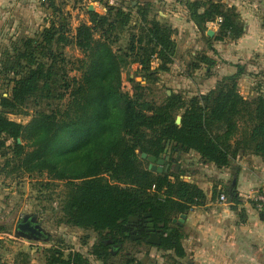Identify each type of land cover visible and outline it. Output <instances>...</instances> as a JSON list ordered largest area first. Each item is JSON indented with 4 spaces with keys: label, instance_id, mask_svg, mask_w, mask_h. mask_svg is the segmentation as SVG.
Returning <instances> with one entry per match:
<instances>
[{
    "label": "trees",
    "instance_id": "16d2710c",
    "mask_svg": "<svg viewBox=\"0 0 264 264\" xmlns=\"http://www.w3.org/2000/svg\"><path fill=\"white\" fill-rule=\"evenodd\" d=\"M47 7L52 10L47 26L23 40L15 57L19 78L0 98L1 155L10 153L20 176L42 178L35 183L44 189L64 183L57 225L96 233L98 240L88 254L102 264H112L124 243L145 241L143 232L133 233L138 224L130 223V217L154 224L160 242L149 246L184 257L177 218L203 205L205 195L180 178L181 170L171 175L148 170L141 155L158 160L168 156L167 151L194 152L202 164L218 169L229 167L241 152L264 161V97L246 99L240 94L237 79L244 68L237 65L235 74L191 98L187 106L172 92L157 104L148 99L149 87L132 79V92H124L121 74L129 66L138 65L137 72L149 80L172 63L171 28L147 21L146 6L104 5V14L88 10L87 22L72 33L67 14L53 0ZM186 8L202 33L207 23L220 19L218 36L204 38L208 44L236 40L244 33L234 7L187 1ZM134 15L137 26L130 24ZM124 37V48H114ZM70 46L80 58H66L64 50ZM200 60L214 63L206 56ZM71 71L78 76L70 77ZM65 99L62 111L36 112L26 125L8 118L26 115L29 102ZM133 235L140 240L133 241ZM43 253L44 264H90L81 253L64 254L60 246L51 245ZM134 256H126L124 264H138Z\"/></svg>",
    "mask_w": 264,
    "mask_h": 264
},
{
    "label": "rangeland",
    "instance_id": "374dc122",
    "mask_svg": "<svg viewBox=\"0 0 264 264\" xmlns=\"http://www.w3.org/2000/svg\"><path fill=\"white\" fill-rule=\"evenodd\" d=\"M93 1L53 0L57 7L67 14V22L72 33L79 24L87 22V4ZM98 1L103 6L109 5L124 9L131 7V0H122V3L119 0H113L114 3H110L109 0ZM136 1L140 3V8L147 7V21L149 18L156 20L158 17V21L162 25L171 28L173 31L171 39L175 43V49L172 63L167 64L166 69L157 72L152 79L147 80L144 74L137 72L138 68L133 65L123 70L121 74L122 91L132 92V84L129 81L132 79L135 82H140L142 86H148L150 93L148 99L157 104L163 102L165 95L169 96L172 92L181 98L183 106H187L191 98L208 93L222 78L235 74L237 65L244 68L243 75L237 79L240 94L246 99H253L257 96L264 97V65L261 64L264 63V60L259 61V56L255 53H244L245 51L238 49L235 51L234 47L238 39L224 38L221 41L212 40L210 44L206 43L204 38L207 37L208 31L213 33L212 38L218 36L220 21L207 23L204 27L205 33H202L190 20L186 8L187 1H197L201 4H207L209 1L219 2L227 7H234L243 22L242 17L250 14L251 9L254 8L251 0ZM47 4L48 0H0V98L7 96L14 80L19 78L20 69L16 67L15 57L22 48L23 40L34 38L47 26L48 19L52 15V10L47 7ZM137 23H139V18L134 15L130 24L137 26ZM125 45L126 38L124 37L114 48H124ZM64 54L71 61L81 57L73 46L67 47ZM204 56L213 60L212 66L200 60ZM227 63L233 64V66H227ZM15 71L17 75H15ZM69 76L77 77L78 74L71 71ZM65 105L66 99L61 102L54 101L51 104L41 102L34 105L29 102L24 110L26 115H8V118L26 125L36 112L62 111ZM1 152L2 150H0V227H4V229L0 231V245L6 254L5 259H7L6 256L16 252L17 249L21 250V248L29 250L32 248L35 254L43 256V251L54 245L60 246L64 254L69 251L79 252L88 260H92L88 253L91 244L98 240V235L88 230L62 224L57 225L60 218L58 202L64 192V183L59 182L55 186L44 189L35 183L36 180H43L42 178L20 176L15 169V161L10 153L3 157ZM189 153L174 154L167 151V155L172 156V159H169L168 156L163 157L170 164L167 173L170 175L176 173L173 169L178 165V170H181L183 177L190 166L200 162L199 158L197 161L195 157L191 156L193 154ZM178 156L179 160H177ZM216 186L214 185L213 188L215 189ZM229 189L230 183L222 186L225 193H228ZM24 218L31 219L44 237L27 238L19 232L16 233V224ZM138 239L140 240L136 235H133V241ZM121 248L120 256L110 260L112 264H124V258L129 254L137 257L138 264H153L151 258L148 257L149 254H165L164 258L168 264H172L171 260L177 261L171 257L174 254L173 251L158 250L149 246L146 240L137 244L124 243Z\"/></svg>",
    "mask_w": 264,
    "mask_h": 264
},
{
    "label": "crops",
    "instance_id": "0c3cea01",
    "mask_svg": "<svg viewBox=\"0 0 264 264\" xmlns=\"http://www.w3.org/2000/svg\"><path fill=\"white\" fill-rule=\"evenodd\" d=\"M109 2L114 3L113 0ZM119 2L122 3V0ZM250 2L254 8L250 14L242 17L244 33L235 43L234 49L255 53L259 61H263L264 0ZM136 4L140 5L136 0H131V6ZM90 7L93 12L105 13L104 6L98 0L88 3V10ZM133 66L138 68V65ZM190 153L198 161L199 156ZM195 165L190 166L182 178L202 190L205 195L204 204L192 206L186 215L177 218L182 230L180 243L184 257L176 258L172 254L171 257L177 261L171 260V263L264 264V210L255 209L248 199L264 190V161L241 152L227 168L218 169L212 164L199 161ZM227 183H230V189L225 193L222 186ZM214 185H217L215 189ZM220 194L227 196L226 203L219 202ZM232 196L234 198L231 199ZM5 255L0 245V264H44L42 254H35L32 248L17 249L6 256L7 259ZM164 255L149 254L148 257L153 264H168ZM91 259L90 264H102L93 257Z\"/></svg>",
    "mask_w": 264,
    "mask_h": 264
},
{
    "label": "water",
    "instance_id": "95a60500",
    "mask_svg": "<svg viewBox=\"0 0 264 264\" xmlns=\"http://www.w3.org/2000/svg\"><path fill=\"white\" fill-rule=\"evenodd\" d=\"M92 7L89 8V11H92ZM207 36L211 37L213 36V33L211 31H208L207 32ZM180 123V117H177L176 120H175V124H179ZM141 158L143 159H146L148 161V170H151V171H156L157 173H167L168 170H169V167H170V164L166 161V158H161V159H156L154 157H151V156H146V154H142L141 155ZM177 160H179V156L177 158ZM178 165L175 166L174 168V172H177L178 171ZM145 217H149V214L145 215ZM128 221L130 223H133V224H138L137 227H144L145 228V232L147 234V239H146V242L148 244H151V245H159V238L157 236V233L155 231V227H154V224L152 223V221L150 219H147L145 221V224L141 223L138 221V219L136 217H130L128 219ZM22 222H27L25 224V228L26 230L23 231V226H22ZM31 219L29 218H24L23 220H21L20 222L17 223V225L15 226V232H23L24 236H26L27 238H31V237H41L43 238L44 235L42 234L41 231H38L37 230V227L35 225H32L31 224ZM133 230H136V227L133 228Z\"/></svg>",
    "mask_w": 264,
    "mask_h": 264
},
{
    "label": "built area",
    "instance_id": "2783aa9c",
    "mask_svg": "<svg viewBox=\"0 0 264 264\" xmlns=\"http://www.w3.org/2000/svg\"><path fill=\"white\" fill-rule=\"evenodd\" d=\"M218 20L220 21V19ZM248 199L252 203L255 209L259 211L264 210V190L261 191L260 193L250 196ZM218 200L221 203H226L228 199H227V196H225L224 194H220L218 196Z\"/></svg>",
    "mask_w": 264,
    "mask_h": 264
},
{
    "label": "flooded vegetation",
    "instance_id": "af4514ba",
    "mask_svg": "<svg viewBox=\"0 0 264 264\" xmlns=\"http://www.w3.org/2000/svg\"><path fill=\"white\" fill-rule=\"evenodd\" d=\"M146 221V220H145ZM27 222H22V226H23V231H25L26 230V228H25V224H26ZM31 224L32 225H35V223L34 222H31ZM143 224H145V222H143ZM17 225V224H16ZM133 228H135V227H133ZM38 230V229H37ZM39 231V230H38ZM141 232H143L145 235H146V238H145V240L147 239V234H146V232H145V228L144 227H137L136 226V230H133V233H141ZM19 233H21V234H24L23 232H19ZM138 238H141V236H137ZM31 238H41V237H38V236H34V237H31Z\"/></svg>",
    "mask_w": 264,
    "mask_h": 264
}]
</instances>
